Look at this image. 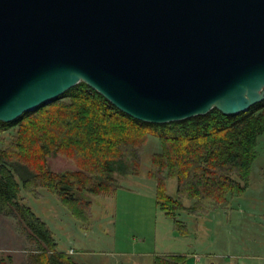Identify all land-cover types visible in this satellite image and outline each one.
Masks as SVG:
<instances>
[{"label": "water", "instance_id": "95a60500", "mask_svg": "<svg viewBox=\"0 0 264 264\" xmlns=\"http://www.w3.org/2000/svg\"><path fill=\"white\" fill-rule=\"evenodd\" d=\"M84 82L179 121L264 100V0H0V121Z\"/></svg>", "mask_w": 264, "mask_h": 264}, {"label": "trees", "instance_id": "16d2710c", "mask_svg": "<svg viewBox=\"0 0 264 264\" xmlns=\"http://www.w3.org/2000/svg\"><path fill=\"white\" fill-rule=\"evenodd\" d=\"M15 133L0 147V213L17 216L38 244L34 264H92L61 250L50 225L25 195L39 199L48 192L80 223L91 227L92 196H112L118 187L112 175L126 158L138 174L142 150L155 136L160 150L148 155L146 176L153 182L156 206L174 228L188 233L177 213L200 216L227 206L245 194L257 157L258 136L264 134V100L237 114L213 108L179 121L150 123L135 119L111 104L84 82L49 103L24 112L11 122L0 121V134ZM70 157L75 169L53 171L51 155ZM264 179V166L261 170ZM177 181V196L166 191V180ZM185 199L192 203L185 205ZM186 254H156L153 264H185Z\"/></svg>", "mask_w": 264, "mask_h": 264}, {"label": "rangeland", "instance_id": "374dc122", "mask_svg": "<svg viewBox=\"0 0 264 264\" xmlns=\"http://www.w3.org/2000/svg\"><path fill=\"white\" fill-rule=\"evenodd\" d=\"M15 133L11 128L0 134L4 147ZM160 150L155 136H150L142 150V164L135 174L133 165L122 159L112 177L118 187L112 196H80L92 201L91 227L78 223L57 199L40 190L39 199L25 195L26 203L51 227L59 249H67L79 261L92 264H153L155 254L183 252L188 260L198 253L201 257L215 255L206 264H264V134L258 136L257 157L252 165L249 186L245 194L234 197L227 206L207 214L192 216L177 213L187 225L188 233L174 228V222L155 204L153 182L146 176L148 155ZM56 172L75 169L70 157L62 154L48 158ZM166 191L177 196V181L166 180ZM185 205L192 203L185 199ZM17 216L0 213V264H34L38 244L27 234ZM77 251V253H75ZM238 255L230 259L228 255ZM189 258V259H188ZM108 260V261H106ZM208 262V263H207ZM195 264V263H194ZM205 264V263H200Z\"/></svg>", "mask_w": 264, "mask_h": 264}, {"label": "crops", "instance_id": "0c3cea01", "mask_svg": "<svg viewBox=\"0 0 264 264\" xmlns=\"http://www.w3.org/2000/svg\"><path fill=\"white\" fill-rule=\"evenodd\" d=\"M73 249L74 250V248L73 247H68L67 249L69 250V249ZM62 250V249H61ZM63 250H66V248L65 249H63ZM75 253H77V251H75ZM169 253H175V252H169ZM177 253H182V254H185V253H183V252H177ZM156 255V254H155ZM154 255V256H155ZM194 255H195V257H191L189 260H188V262L189 263H191V264H200V263H205L206 264V261H209V260H212V259H215V255H210V254H208V255H205V257H201L200 258V256L201 255H199L198 253H194ZM238 255H236V254H234V253H232V255L230 254V255H228L227 257H229L230 259H236V257H237ZM106 261H108V260H106ZM103 264H105L104 262H102ZM208 263V262H207ZM111 264H114V263H112L111 262ZM213 264V263H212ZM229 264H235V262H231V263H229ZM244 264H257V263H254V262H248V263H244Z\"/></svg>", "mask_w": 264, "mask_h": 264}]
</instances>
